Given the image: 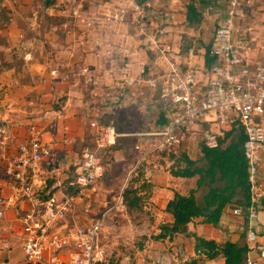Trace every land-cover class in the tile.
I'll return each mask as SVG.
<instances>
[{
	"label": "built area",
	"instance_id": "2783aa9c",
	"mask_svg": "<svg viewBox=\"0 0 264 264\" xmlns=\"http://www.w3.org/2000/svg\"><path fill=\"white\" fill-rule=\"evenodd\" d=\"M106 1L108 5L102 10L95 6L105 0H69L61 6L58 3L56 9L69 12L74 26L87 32L84 36L80 29V51L94 61L79 63L47 54L44 69L51 79V90L57 92L58 82H74L96 96L103 95L104 106L113 111L132 103L156 102L158 114H165V124L126 133L139 137L136 148L142 149L140 163L150 155L181 146L189 154L201 152L204 146L218 148L225 131L242 126L250 181L245 264H262L256 253L264 252V244L256 221L264 214V183L260 177L264 163V52L253 51L243 15L263 0L225 1L223 17L216 22L210 41L213 61L209 68L205 65V47L202 52L204 71L178 58L180 51L168 39L173 21L163 11L142 0ZM133 38L147 57L138 68L132 62L140 52ZM34 50L30 48L25 61L34 60ZM199 50L190 47L187 56H196ZM41 107L45 124H30L26 136L18 142L7 120H1L0 162L12 192L0 196V217L9 209L19 210L25 262L99 264L108 257L100 235L105 216L76 222L73 227L64 225L63 220L75 206L76 198L101 177L99 151L115 146L122 134L112 122L90 121L94 140L83 145L77 169L64 186L62 177L71 172L72 164L51 160V146L42 139L47 122L60 115V110ZM50 175L57 179L54 187L59 190L40 201L38 194ZM66 189L77 190V194L71 196ZM233 213L242 216L244 209L236 206ZM1 244L5 250L10 249L9 242Z\"/></svg>",
	"mask_w": 264,
	"mask_h": 264
},
{
	"label": "rangeland",
	"instance_id": "374dc122",
	"mask_svg": "<svg viewBox=\"0 0 264 264\" xmlns=\"http://www.w3.org/2000/svg\"><path fill=\"white\" fill-rule=\"evenodd\" d=\"M68 1L56 0L53 13L50 14L43 8L42 0H0L6 10V15H0V63L16 60L12 50L18 48L22 40L29 42V50L35 47V58L34 55L31 56L32 59L34 58L33 61L22 60V63H19L17 67L0 71V120L4 112L11 111L13 108L10 105L12 100L17 101L18 104L13 109L21 107L27 112L39 104L44 105L45 109L51 104L49 101L37 99L39 98L37 92L40 89L33 90L35 84L39 83L38 78L43 75L42 71L45 70L43 66L45 68L46 55L51 54L57 58H64L65 52L72 50L74 45H81L79 37H82L83 32L84 36L87 34L81 29V26L79 27L83 32L74 26L75 20L69 16V12H61L56 9L58 3H60L59 6L67 5ZM107 2L105 0L104 4L97 3L95 9L102 10L105 5H108ZM206 7L202 8L203 12ZM184 9L182 3V14ZM171 20L173 21V24L169 25L171 42L182 44L184 49L191 46L198 47L202 52L210 42L209 34H207L211 31L209 27L214 28L217 22L213 19L208 21L207 18H203L199 23L189 24L174 16ZM243 23L248 24L253 51L262 54L264 52V0L245 12ZM137 93L135 96L139 97ZM35 102L36 104H34ZM131 106L133 109L125 117L117 112L121 109L118 106L119 109L117 108L115 117L111 115L112 118H110V116L104 115L102 118H97L99 122L103 123L113 121L122 136L119 137L117 147L99 151V162L103 168L102 175L92 187L76 198L75 206L65 217L63 224L73 227L76 222L85 223L89 218L96 219L105 216V225L100 235L102 243L107 249L108 259L118 261L119 264H175L176 255L189 250L187 246L189 243L183 240L178 241L179 245H176L164 241L165 249L161 248L164 245L161 242H159V248H152L151 243L155 240L151 239V235L159 231L162 221H166L167 218V215L161 212L160 206L167 198V184L171 185L172 183L180 191L188 192L191 187L196 186L197 177L179 180L176 183L172 179L175 177L168 173L171 163L166 160V157L160 154L150 155L141 162H145L143 166L146 168L150 180L153 175L159 176L158 195L153 196L154 198L142 210L129 212L123 206L120 198L133 177L134 171L140 166L138 163H140L139 159L142 155V149L136 148L139 137L131 134L126 135V132L135 133L156 128L157 124L155 123L159 117V106L154 101L132 103ZM190 157L198 160V166L206 165V161L201 159V152L190 153ZM2 169L4 168L0 165V176L5 175ZM216 185L221 186L223 183L218 182ZM164 186L167 187L165 190H163ZM208 190V185H203L199 189V202H203L204 195ZM10 222L14 226L17 223L20 226L18 220L13 222L12 219H7V214L0 217V254L5 249L2 247V242L6 241L10 245L12 244L8 235H5L9 228L15 232ZM17 229L22 234L21 229L18 227ZM140 246H144V249H139ZM13 248L14 246H10V249H6V251ZM1 261L3 259H0Z\"/></svg>",
	"mask_w": 264,
	"mask_h": 264
},
{
	"label": "crops",
	"instance_id": "0c3cea01",
	"mask_svg": "<svg viewBox=\"0 0 264 264\" xmlns=\"http://www.w3.org/2000/svg\"><path fill=\"white\" fill-rule=\"evenodd\" d=\"M146 2L149 6L163 11L166 15H168L170 18L173 16L176 19H181L186 21V4L189 2V0H142ZM225 1L226 0H210L209 3L205 6H207L204 9L203 16L204 18H207L208 21L210 20H220L223 17L224 8H225ZM182 3L185 7L184 12L182 14L181 12V6ZM203 6V7H205ZM201 7V10L202 8ZM211 31H209L208 37L210 38V41L213 36V29L212 27H209ZM135 33L134 31L130 30V36L134 37ZM81 38V37H79ZM169 41L171 42L170 35L168 37ZM133 42V45L137 47L139 45L137 39L133 38L131 39ZM172 43V42H171ZM175 50L180 51L179 59L184 63L188 64L189 66L199 68L200 70H203V64H204V55H202V51L199 50L198 54L196 56L189 57L187 56V51L190 48L184 49L182 47V44L175 42L172 43ZM210 45V42L209 44ZM192 47V46H191ZM207 47V46H206ZM205 47V48H206ZM139 48L140 52L138 54H135L132 57V62L136 65L138 68L141 64H143L147 57L145 50L141 47ZM66 61H74L79 63H93V59L90 55L84 54L82 51H80V45L76 44L73 46L72 50H69L65 52V55H63ZM44 69V66H43ZM204 71V70H203ZM43 75L38 78V85L35 84V87H33V90H38L39 95L37 99H41L44 101H49L51 104L49 106H54V100L57 95V93H60L61 96H64L67 101V105L63 107L61 110L55 108L56 110H60V115H58L55 118H50V120L47 122L44 131L42 133V139L44 142L50 144L51 146V157L50 159L60 160L63 162H70L72 165H77L80 160V154L81 150L84 144L91 143L94 140V131L91 129L89 123L92 120H98L97 118H102L104 115L110 116H116V110L113 111V109H109L104 106L103 103V95H95L91 90H87L84 86L77 85L74 82H58L56 83V90L57 92L54 93L51 90L50 82L51 79L49 75L44 71ZM41 72V73H42ZM40 85V86H39ZM39 86V87H38ZM53 102V103H52ZM17 104V101L12 100L10 105L14 108V106ZM36 104V102L34 103ZM33 104V105H34ZM18 105V104H17ZM11 109V111H6L2 114L1 120H7L8 124L11 126V130L16 137L15 141L18 142L22 140L30 127V124L36 123L40 126H43L44 120H43V114L41 110V105H37L29 108H32L30 112H27L25 109H22L21 107H16L15 109ZM119 109V108H118ZM132 106L127 107H121L120 110L117 112L120 114L128 115L129 112L132 110ZM128 112V113H126ZM112 115V116H111ZM112 120V119H111ZM99 121V120H98ZM113 123V121H111ZM128 133V132H126ZM14 143V145L16 144ZM15 148V147H14ZM264 156V152H263ZM0 165L3 166V164L0 162ZM4 168V166H3ZM74 170V167L72 168ZM1 171V170H0ZM4 171V169H2ZM170 174V172H168ZM4 174V172H3ZM2 174V175H3ZM147 178L149 174H147ZM171 175V174H170ZM172 176V175H171ZM158 175H153L151 177L150 182H152L155 185V192L153 194L154 197H156L159 193L158 185L159 179ZM175 177V176H173ZM261 181L264 183V163L261 171ZM178 180H177V179ZM195 178V177H192ZM174 179L176 183H178L179 180L183 179H191V178H183V177H175ZM197 180V179H196ZM168 187V188H167ZM167 187L164 186L163 190L166 189L167 191V198L164 200L163 205L161 203V212H164L167 215L166 221H172L173 216L169 213H166L164 211L166 203L168 199H170L173 196V190H177L183 194H187L191 189L196 188V186L191 187L188 192H182L180 189H178L176 186H173L172 183L167 184ZM12 192V187L7 181V178L5 175L0 176V196H6L9 195ZM199 190L197 191V197L199 200ZM152 196L151 199L154 197ZM205 196V195H204ZM243 199L241 195L236 196L233 203L229 204L224 212L223 215L219 221L218 224H211V223H205L203 221V217H199L194 219L191 223H189L188 227L191 232H195L200 236H203L205 238L216 240L217 242H224V241H232L234 243H237L239 246H247L248 243L246 240V224H247V205H244L242 203ZM236 206L243 207L244 214L242 216H235L233 213V209ZM19 210L16 209H9V211L6 212L7 219H12L13 222H16L17 216H18ZM165 221H162V223ZM257 229L260 233V241L264 244V214H260V218L258 221H256ZM12 225V228L14 231L10 230L6 232L5 235H8L7 237L11 240V246L14 248L10 251H6L5 249L1 251L0 259H3V261L0 262V264H20L25 262L24 260V251H23V235L18 232L20 226L13 225L12 222H10ZM21 229V228H20ZM22 231V230H21ZM187 241L189 245V250L182 251L181 254L176 255L178 258L182 255L191 256L194 255V241L192 238H189L185 236L184 234L178 233L175 235L172 241H168L169 244H178V241ZM164 241H153L151 243V247H157L159 248V242L161 244H164L161 248L165 249V242ZM178 247V246H176ZM182 249V248H181ZM180 249V250H181ZM256 255L261 259L262 264H264V252L256 253ZM155 256V255H154ZM246 256V254H245ZM174 259V263L178 264V259ZM199 264H226L225 258L223 256H220L215 259H209L204 258L199 261Z\"/></svg>",
	"mask_w": 264,
	"mask_h": 264
},
{
	"label": "trees",
	"instance_id": "16d2710c",
	"mask_svg": "<svg viewBox=\"0 0 264 264\" xmlns=\"http://www.w3.org/2000/svg\"><path fill=\"white\" fill-rule=\"evenodd\" d=\"M210 0H189L186 4V21L189 24L199 23L203 20L201 7L207 5ZM43 8L53 13L56 0H42ZM0 15H6L3 4L0 3ZM6 22V21H5ZM5 25V24H4ZM29 42L22 40L18 48L12 50L13 57L11 62H1L0 71L13 69L25 60V55L29 51ZM19 61V62H18ZM213 58L210 55V45H207L205 52V65L207 68L212 64ZM67 105L66 98L57 93L54 106L62 109ZM166 122L163 112L159 113L157 128L162 127ZM0 123L2 121L0 120ZM245 133L242 126L235 127L225 131L220 140V146L215 149L202 147L201 159L206 161L205 166H198V160L192 159L187 150L181 146L169 152L160 154L165 156L171 163L169 172L172 176L192 178L197 177L196 188L191 189L187 194L173 190V196L168 199L164 211L173 216L172 221L161 223L159 231L151 235L155 241H172L176 234L181 233L192 238L194 241V255H182L178 257V264H199L204 258L215 259L220 256L225 258L226 264H245V254L249 247L239 246L232 241L217 242L216 240L205 238L189 230V223L194 219L203 217L205 223L218 224L225 208L234 202L236 196L241 195L244 205L250 203V181L248 173V163L243 151ZM113 146L114 148L118 146ZM112 147V148H113ZM145 162L140 165L133 173V177L128 186L122 193V204L130 212L142 210L147 206L155 192V185L149 181L146 175ZM74 167V170L72 169ZM77 169V165H72L71 172L62 177L64 186L72 177V173ZM222 182L223 185H216ZM57 179L54 176H48L44 186L40 189L38 199L46 200L54 194L59 188L54 189ZM208 185L209 190L204 196L203 202H199L197 191L203 186ZM14 188V187H13ZM67 194L75 196L77 190L66 189ZM144 247V246H143ZM140 246L139 249H144ZM20 264H39L33 262H23ZM99 264H119L118 261L107 259Z\"/></svg>",
	"mask_w": 264,
	"mask_h": 264
},
{
	"label": "water",
	"instance_id": "95a60500",
	"mask_svg": "<svg viewBox=\"0 0 264 264\" xmlns=\"http://www.w3.org/2000/svg\"><path fill=\"white\" fill-rule=\"evenodd\" d=\"M55 187H56V186H55ZM55 187H54V188H55Z\"/></svg>",
	"mask_w": 264,
	"mask_h": 264
}]
</instances>
